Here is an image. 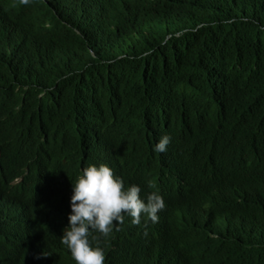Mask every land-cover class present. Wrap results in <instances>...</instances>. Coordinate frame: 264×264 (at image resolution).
Masks as SVG:
<instances>
[{"label":"trees","instance_id":"1","mask_svg":"<svg viewBox=\"0 0 264 264\" xmlns=\"http://www.w3.org/2000/svg\"><path fill=\"white\" fill-rule=\"evenodd\" d=\"M29 2L45 35L40 48L0 41V222L55 180L48 153L56 150L65 177L49 197L61 205L84 167L108 162L120 173L133 154L137 182H156L154 146L165 135L169 154L184 161L217 134L264 142V0H119L105 20L84 3ZM119 229L99 242L105 264H170L187 247L192 264H264V211L193 225L181 243ZM53 232L35 225L25 235L48 240ZM1 263L26 264L3 244ZM28 264L74 262L60 254Z\"/></svg>","mask_w":264,"mask_h":264},{"label":"clouds","instance_id":"2","mask_svg":"<svg viewBox=\"0 0 264 264\" xmlns=\"http://www.w3.org/2000/svg\"><path fill=\"white\" fill-rule=\"evenodd\" d=\"M118 1L61 0L65 10L84 3L104 20ZM34 16L29 0H0L1 43L13 50L37 51L45 35ZM46 27L51 28V22ZM170 142L165 135L154 146L161 173L156 182H137L140 162L133 154L120 161V173L108 162L84 167L70 182L61 205L49 197L65 177L56 161L60 152L48 153L58 175L15 211L14 220L0 222L4 229L0 244L26 264L34 259L54 261L60 254L68 255L74 264H105L99 242L124 224L150 229L157 241L181 243L193 225L231 223L264 211L262 140L217 134L198 142L188 161L169 154ZM3 151L6 147L0 144V161ZM35 225L52 227L53 236L27 239L25 230ZM225 227H216L213 234ZM188 255L189 247L180 248L170 264H192Z\"/></svg>","mask_w":264,"mask_h":264},{"label":"bare ground","instance_id":"3","mask_svg":"<svg viewBox=\"0 0 264 264\" xmlns=\"http://www.w3.org/2000/svg\"><path fill=\"white\" fill-rule=\"evenodd\" d=\"M236 4H237V2H236ZM174 18V17H173ZM170 136V135H169ZM116 169V168H115ZM20 196V195H19ZM161 220V219H160ZM40 227V226H39ZM40 229V228H39ZM147 230H148V228H140L139 230H137V232H141V231H144L145 233L147 232ZM44 232V231H43ZM42 232V233H43ZM29 234V233H28ZM33 235V234H32ZM34 235H35V233H34ZM40 235H41V232H40ZM43 236L45 235L44 233L42 234ZM29 237H27V239H28ZM33 238V237H32ZM122 238L124 239V237L122 236ZM126 242V241H125ZM132 242V241H131ZM131 242H129V243H131ZM162 243V242H161ZM197 243V242H196ZM127 244V243H126ZM131 245H133V244H131ZM122 249H123V247H122ZM134 256V255H133ZM68 258V257H67ZM169 258V257H168ZM11 259V258H10ZM2 260V259H1ZM7 261V260H6ZM2 262V261H1ZM9 262V261H8ZM2 264V263H1ZM4 264V263H3ZM113 264V263H112Z\"/></svg>","mask_w":264,"mask_h":264},{"label":"rangeland","instance_id":"4","mask_svg":"<svg viewBox=\"0 0 264 264\" xmlns=\"http://www.w3.org/2000/svg\"><path fill=\"white\" fill-rule=\"evenodd\" d=\"M141 232H144V231H141Z\"/></svg>","mask_w":264,"mask_h":264}]
</instances>
